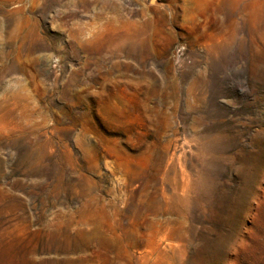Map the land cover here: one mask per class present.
<instances>
[{
	"label": "rangeland",
	"instance_id": "obj_1",
	"mask_svg": "<svg viewBox=\"0 0 264 264\" xmlns=\"http://www.w3.org/2000/svg\"><path fill=\"white\" fill-rule=\"evenodd\" d=\"M0 264H264V0H0Z\"/></svg>",
	"mask_w": 264,
	"mask_h": 264
},
{
	"label": "built area",
	"instance_id": "obj_2",
	"mask_svg": "<svg viewBox=\"0 0 264 264\" xmlns=\"http://www.w3.org/2000/svg\"><path fill=\"white\" fill-rule=\"evenodd\" d=\"M181 53H182V48L180 46H177L175 48V54L179 57ZM176 62H177V64L180 65V62L178 61V58H177Z\"/></svg>",
	"mask_w": 264,
	"mask_h": 264
},
{
	"label": "bare ground",
	"instance_id": "obj_3",
	"mask_svg": "<svg viewBox=\"0 0 264 264\" xmlns=\"http://www.w3.org/2000/svg\"><path fill=\"white\" fill-rule=\"evenodd\" d=\"M87 114H88V113H87ZM86 116H87V115H86ZM88 116H89V115H88ZM87 123H88V122H87ZM88 124H89V123H88ZM86 125H87V124H86ZM85 132H86V131H85ZM86 133H87V132H86ZM86 133H85V134H86ZM87 134H89V132H88Z\"/></svg>",
	"mask_w": 264,
	"mask_h": 264
}]
</instances>
